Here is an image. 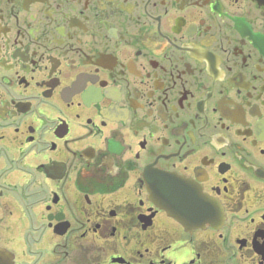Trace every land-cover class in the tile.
<instances>
[{"label": "flooded vegetation", "instance_id": "obj_1", "mask_svg": "<svg viewBox=\"0 0 264 264\" xmlns=\"http://www.w3.org/2000/svg\"><path fill=\"white\" fill-rule=\"evenodd\" d=\"M0 252L264 264V0H0Z\"/></svg>", "mask_w": 264, "mask_h": 264}, {"label": "water", "instance_id": "obj_2", "mask_svg": "<svg viewBox=\"0 0 264 264\" xmlns=\"http://www.w3.org/2000/svg\"><path fill=\"white\" fill-rule=\"evenodd\" d=\"M3 263V264H9L8 260H6L5 256L3 255L2 252H0V264Z\"/></svg>", "mask_w": 264, "mask_h": 264}]
</instances>
